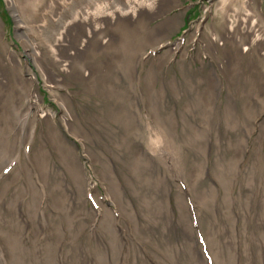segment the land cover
I'll return each instance as SVG.
<instances>
[{
	"label": "rangeland",
	"instance_id": "1",
	"mask_svg": "<svg viewBox=\"0 0 264 264\" xmlns=\"http://www.w3.org/2000/svg\"><path fill=\"white\" fill-rule=\"evenodd\" d=\"M254 1L257 4L258 0ZM260 1L259 28L261 29L264 27V0ZM218 2L219 0H179L180 6L165 7V16L154 23L160 22L161 26H165L166 38L147 47L144 46L145 41L140 42V47L146 48L143 54L132 58L134 65L131 77L133 80L134 76L135 94L131 92L134 110L130 111L129 115L137 119L140 115L154 117L152 107L155 103H149V95L152 88L159 96L162 95L161 92L164 93L163 102L171 107L162 111L160 99L156 104L161 117L170 124L171 132L175 134V141L180 144L181 158H178L177 165L183 168L185 174L191 173L194 178L196 170L200 169L201 175L195 183L178 172L171 158L172 169L166 172L164 166L155 160L156 157L153 155L152 157L144 148L140 137L135 138L130 145H124L122 137L125 133L114 119L107 116L109 102L105 101L106 98L98 87L101 88L109 83L111 73L115 77V89L121 91L128 85L125 71L116 61V51L121 49L119 43L115 51L112 47H108L99 56L89 54L96 77L94 84L97 88L94 92L80 79L65 77L62 82L51 84L39 78L35 89L37 88L41 97L40 103L44 108L55 112V117L50 119L57 123L62 132L61 137L75 148L76 157L83 166V173L88 178V183L96 182V187L86 195V203H84L91 214L84 218L83 228L80 229L82 225L77 227L76 237L69 239L67 233L59 244L58 264H72L74 258L78 260V264H95L93 256L96 247L102 246L110 253L109 240L103 232L102 225L105 213L114 215V229L119 241L124 244L120 264H167L166 254L157 252L158 247L164 248L166 244L180 247L173 252L175 255L173 259L182 256L188 262L196 258L200 264H217L213 261V253L207 239V228L211 236L220 239L226 249L231 246L236 264H264V107L262 108L260 101H253L256 106L252 111L254 119L248 117L245 114L247 100L242 98L244 97L242 88L247 87L249 91H253L259 83L264 86V67H262L264 62L259 59L256 62L257 67H251V63L247 61L241 62L237 72L239 87L231 83L228 70L223 68L219 58L215 57L209 47L213 39L208 34L211 28L217 25V21L211 11L206 13L205 7L213 8ZM96 8L102 7L98 4ZM208 14L210 15L207 16ZM168 21L172 24L167 29L165 24ZM19 30L6 0H0V36L9 47L11 45L18 49L19 55L23 54L24 65L28 60L33 66V62L27 59L23 46L18 42ZM131 33L133 38V32ZM136 35L144 37L142 34L139 35V32ZM181 36L183 41L177 43L174 48L163 45L166 40L173 42ZM170 49L171 55L166 58L165 54ZM179 49L182 51L178 55V61L171 63V59ZM106 60H109L108 67H104ZM151 69L152 73H155V76H152L155 83L153 87L151 81L147 85L146 72ZM200 79L204 81L209 97L214 96L221 102L223 108L239 105V111L233 118L236 126L234 129L226 125L207 128L205 142L187 143L186 139L191 138L196 130L204 127L201 114L212 111L207 109L208 103L197 101L198 97L195 99V110L182 108L180 97H185L184 93L188 89L186 84L196 83ZM172 82H174L173 86L167 87ZM55 96L67 101L70 116L83 136L74 135L63 126L60 120L62 108L55 101ZM183 105L186 108L191 107L188 102ZM167 116H169L168 120ZM219 118L215 115L213 120ZM43 119L38 118L33 121L35 137L27 156L24 149L26 142L23 141L22 147L19 142L17 143L14 156L18 158L17 163L20 167L8 166L9 161L0 166V211L4 216L19 218L25 225V237L30 244L35 233L39 234L40 242L54 240L57 237V223L59 224L61 220L66 223V218L61 210L56 208L54 195L49 192L47 186L45 203L40 206L35 217L29 215L27 199L24 198L25 202L22 201L15 208L10 204L16 186L28 183L25 164L35 166L34 151L38 150L42 141L48 139V128L46 120ZM221 119L225 121L224 118ZM136 126L143 131L139 122ZM237 139L239 146L236 148ZM242 139H245V143ZM139 155H142L143 162L145 159L147 161L146 166L144 163L142 165L143 178L154 175L160 177L164 180L160 188H156L153 182H149L150 185L144 183L141 174L139 179L138 175L132 172V159ZM230 158L233 159L235 166L227 187L231 194V210L226 204L218 203L225 193V188L218 180L219 166ZM50 161L52 169L55 170H52L50 179L55 182L58 180L57 172L61 170L66 173V171L53 149ZM104 163H107L109 171H112V178L118 183L121 191L116 202L109 196V200L103 199L107 196V189L104 186L107 184V179L104 175L109 176ZM35 168L38 177L41 178L38 166ZM63 177L64 188L71 196L70 201L74 211L79 208V190L75 186L73 188L70 186L72 182L65 178L66 174ZM12 180L14 183L9 186ZM52 182L50 181V184ZM211 187L213 188L211 194L217 203L210 206V209L200 210L196 201L197 198L199 199L197 192L209 193ZM145 197L149 198L154 211V206H157L152 216L145 211L146 207L143 203ZM125 206L131 215L125 210ZM231 215L234 220L233 230L229 223ZM218 229L220 231H217ZM189 245L193 248L192 253L195 258L188 250ZM184 259L182 261H185Z\"/></svg>",
	"mask_w": 264,
	"mask_h": 264
},
{
	"label": "bare ground",
	"instance_id": "2",
	"mask_svg": "<svg viewBox=\"0 0 264 264\" xmlns=\"http://www.w3.org/2000/svg\"><path fill=\"white\" fill-rule=\"evenodd\" d=\"M178 1L154 0V8L150 11L147 6L149 0H6L14 21L20 29L17 35L18 42L23 46L27 59L33 62V66L28 60L24 65L23 54L19 55L18 49L11 45L9 47V44L0 36V166L9 161L8 166L20 167V164L17 163L18 158L14 156L17 143L19 142L22 147L23 141L26 142L24 149L27 156L30 144L35 137L34 120L44 118L48 128V139L42 141L38 150L34 151L35 166H38L42 177H38L34 165L26 163L28 183L16 186L10 204L15 208L22 201L25 202L24 198L27 199L29 215L35 217L40 206L45 203L47 186L49 192L54 195L56 208L61 210L66 218V223L62 220L59 224L57 223V237L54 240L40 242L39 234L35 233L31 239L32 244H30L25 237V225L20 222L19 218L4 216L0 211V264H58L59 244L62 243L67 233L69 239L76 237L77 227L81 226L84 218L91 214L85 208L84 203H86V195L96 187V182L88 183V178L83 173V166L76 157L75 148L61 137L62 132L57 123L50 119L55 117V112L43 107L37 88L35 89L39 78L45 83L56 84L62 82L65 77H71L74 80L84 81L87 88L94 92L97 85L94 84L96 77L89 60L90 53L99 56L106 48L112 47L115 51L118 43L120 45L121 49L116 51V61H118V66L125 71V76L128 79L127 88L121 89V91L118 88L115 89V77L111 73L109 83L101 88L98 87V90L105 96V101L109 102L107 116L114 119L125 133V136L122 137L123 144L130 145L135 138L140 137L143 140L144 148L151 156L156 157L155 160L164 166L166 172L172 169L171 158L173 166L183 177L185 175L192 183L199 180L200 169L196 170L194 178L191 173L185 174L183 168L177 165L178 158H181L180 144L175 141V134L171 132L170 124L161 117L156 104L160 99L162 111L171 107L163 102V92L159 96L158 92L152 88L151 94H148L149 103H155L153 107L150 105L154 111V117L140 115V118L137 119L129 115L130 111L134 110L131 92L133 91L135 94L134 76L133 80L131 77L134 65L132 58L143 54L148 45L159 43L166 38L165 26H161L160 22H154L164 15L165 7L180 6ZM98 4L101 5V9L96 8ZM259 5H261L260 0L257 1V4L254 0H219L213 8L205 7L206 13L211 11L217 21V25L212 27L208 34L213 39L209 43V47L215 57L219 58L223 68L228 70L231 83L238 87L240 82L237 72L241 62H250L251 67H257L256 62L259 59L264 62V27L259 28ZM171 24V21L166 22L167 29ZM131 32H133V38ZM138 32L144 37L135 36ZM144 41L146 47H140V42ZM172 44L171 40H166L163 45L172 48ZM170 55L171 49L168 50L165 57ZM108 65L109 60H106L104 67H108ZM262 67H264V63ZM146 76L147 85L151 81L153 87L155 83L152 76H155V73H152V69L146 72ZM173 83L167 87H172ZM186 87L188 89L184 93L185 97H180L183 109L195 110V99L198 97L197 101L201 100L203 104L208 103L207 109L212 110L201 114L204 127L196 130L191 138L186 139L187 143L205 142V130L210 127L226 125L230 129L235 128L236 124L233 118L239 111V105L223 108L221 102L214 96L209 97L202 79L196 83L186 84ZM242 90V96H244L242 98L247 100L245 114L254 119L252 114L256 107L254 102L260 101L262 108L264 107V86L259 83L253 91H249L247 87ZM55 101L62 108L60 120L63 126L74 135L83 136L82 131L70 116L67 101L57 96H55ZM186 102L190 103L191 107H184L183 103L186 104ZM137 111L140 114V111ZM215 115L220 118L213 120ZM166 118L168 120L169 116ZM221 118H224L225 121H222ZM137 122L142 125L143 131L136 126ZM26 136L28 137L25 138ZM236 141L235 147L237 148L239 146L238 139ZM242 142L245 143V139H242ZM52 149L56 151L58 160L66 171V173L58 171V180L55 182L50 179L53 170L50 161ZM132 162V172L138 175L139 179L141 174L144 183L153 182L156 188L163 185L164 180L160 177L157 178L156 175L143 178L142 165L144 163L146 166L147 161L145 159L143 162L142 155L133 157ZM220 165L218 180L225 188V193L218 203L226 204L231 210V194L227 187L230 182V174L235 170V166L232 158ZM104 167L108 170L109 176L104 175L107 179V184H104L107 196L103 199L109 200L111 197L116 202L121 191L118 183L112 178V171H109L107 163H104ZM65 174V178L72 182L70 186L77 187L80 194L78 197L79 208L74 211H72L71 196L65 191L62 180ZM13 183V180L9 182V186ZM208 192H197L199 199L197 198L196 201L200 210L210 209V206L217 203L211 194L212 187ZM143 203L146 213L152 216L156 212L157 206H154V211L148 197L144 198ZM125 210L131 215L127 206H125ZM105 214L102 225L103 232L109 240L110 253L102 246L96 247L93 259L95 264H120L124 244L119 241L118 234L114 229V215L112 213ZM229 223L233 230L232 215ZM83 227L84 225L80 229ZM207 231L213 261L217 264H236L231 246L226 249L220 239L214 235L211 236L208 228ZM182 246L184 247V245ZM177 248L180 247L166 244L164 248L158 247L157 252L166 254L167 264H200L193 255V248L190 245L188 250L195 259L189 262L182 256L173 259L175 257L173 252ZM72 264H78V260L74 258Z\"/></svg>",
	"mask_w": 264,
	"mask_h": 264
},
{
	"label": "clouds",
	"instance_id": "3",
	"mask_svg": "<svg viewBox=\"0 0 264 264\" xmlns=\"http://www.w3.org/2000/svg\"><path fill=\"white\" fill-rule=\"evenodd\" d=\"M147 6L149 8V10H153L154 8V0H149V2L147 3Z\"/></svg>",
	"mask_w": 264,
	"mask_h": 264
}]
</instances>
